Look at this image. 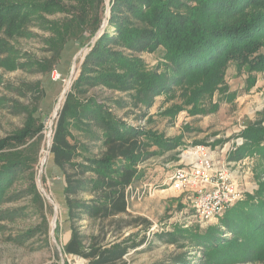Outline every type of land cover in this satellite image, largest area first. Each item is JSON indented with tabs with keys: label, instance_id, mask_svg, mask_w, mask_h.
Instances as JSON below:
<instances>
[{
	"label": "rangeland",
	"instance_id": "rangeland-1",
	"mask_svg": "<svg viewBox=\"0 0 264 264\" xmlns=\"http://www.w3.org/2000/svg\"><path fill=\"white\" fill-rule=\"evenodd\" d=\"M103 18L94 36L85 35L65 45L56 69L70 81L67 90V83L53 81L51 73L43 74L37 65L42 61L53 63L47 44L50 32L33 24L26 35L10 41L13 52L7 57L14 60L15 69L0 67V138L22 128L28 111L36 106L34 114L43 128L28 140L29 144L38 143L28 152V158L36 153L34 168L16 174L0 197V264H88L83 257L63 252L71 237V226L63 173L50 152L59 113L71 90H80V102L88 104L92 99V107L97 109L96 119L71 127L70 140L79 144V153L85 159L105 149L101 115L107 118L110 114L121 128L140 132L143 147L136 152L137 175L127 190L128 215L104 222L109 235L122 231L119 240L126 238L129 245H134L119 264H264V237L255 239L254 233H248L247 224L239 223L231 229L226 223L229 216L242 220L244 215L253 225L261 222L246 204L249 195L264 184V156L256 154L254 147L242 148L246 141L240 132L244 128L239 129L241 120L236 119L237 104L233 102L243 91L239 88L242 82L246 80L247 84L248 66L238 70L229 62L222 81L202 91V84L194 81L189 71L177 74L163 47L132 51L116 44L118 30L110 22V0H105ZM105 31L112 38L107 48L118 52L128 67L133 64L165 79L162 87L155 93L139 92V81L132 82L134 75L129 71L124 76L126 83L114 77L96 79L99 75L92 65L87 69L88 79L79 82L83 61ZM261 36L264 42V34ZM76 83L77 90L73 88ZM42 87L46 94L39 100ZM197 145L208 146L217 161H225L243 192L240 203L231 207L228 216L206 223L196 216L189 198L171 188L168 181ZM79 226L87 236L97 230L94 219L84 218Z\"/></svg>",
	"mask_w": 264,
	"mask_h": 264
},
{
	"label": "trees",
	"instance_id": "trees-1",
	"mask_svg": "<svg viewBox=\"0 0 264 264\" xmlns=\"http://www.w3.org/2000/svg\"><path fill=\"white\" fill-rule=\"evenodd\" d=\"M110 6V22L117 25L118 30L116 44L132 51H154L163 47L165 57L176 66L177 74L189 71L193 80L202 84V91H209L222 81L229 62L238 70L248 66V89L255 84L256 73L264 71L261 36L264 34V0H110ZM104 11L105 0H0V67L8 65L15 69L14 60L7 57L13 52L10 41L26 35L35 24L50 32L47 44L53 53V63L42 61L37 65L43 74L51 73L61 61L67 42L98 32ZM56 14L64 16L48 18ZM110 40V32L105 31L83 61L79 82L88 79L85 76L92 65L99 75L96 79L114 77L115 81L126 83L124 76L129 71L134 75L131 81H139V92L155 93L162 87L165 79L133 64L128 67L118 52L106 47ZM110 63L119 66L108 67ZM120 68L125 72H118ZM76 87H79L77 83L73 85L75 90ZM77 91L67 94L50 149L66 183L64 194L71 237L63 252L83 257L88 264H119L134 245H129L126 238L119 240L122 231L109 235L104 222L128 215L127 190L137 175L136 152L143 147L140 132L121 128L110 114L107 118L101 115L104 121L100 126L104 131L101 139L105 149L98 156L85 159L79 153V144L70 140L73 138L71 127L96 119L97 109L92 107V99L82 104L79 97L82 92ZM45 94L42 87L39 100ZM36 111L37 106L28 111L22 128L0 138V197L16 174L32 170L38 161L36 153L28 158L30 149L38 146L37 142L29 144L28 140L39 135L43 128V123L35 117ZM240 133L246 141L242 148L254 147L256 154L264 156V107ZM77 157H81L80 160ZM249 196L246 209L256 213L260 224L253 225L246 215L239 220L238 214L237 220L229 216L226 223L231 229L239 223L247 224L248 233H254L253 237L260 240L264 237V184ZM231 211L232 208L225 217ZM84 218L96 220L95 234L87 236L82 232L79 222ZM119 221L127 224L122 219Z\"/></svg>",
	"mask_w": 264,
	"mask_h": 264
},
{
	"label": "built area",
	"instance_id": "built-area-1",
	"mask_svg": "<svg viewBox=\"0 0 264 264\" xmlns=\"http://www.w3.org/2000/svg\"><path fill=\"white\" fill-rule=\"evenodd\" d=\"M51 76L53 81L70 83L57 69ZM188 157L185 165L169 176L171 188L189 198L201 222L223 218L243 196L232 170L226 163L219 164L206 145L195 146Z\"/></svg>",
	"mask_w": 264,
	"mask_h": 264
},
{
	"label": "crops",
	"instance_id": "crops-1",
	"mask_svg": "<svg viewBox=\"0 0 264 264\" xmlns=\"http://www.w3.org/2000/svg\"><path fill=\"white\" fill-rule=\"evenodd\" d=\"M256 76L257 79L255 84L249 89L247 88L246 80L242 82L239 88H241L243 91L241 93L238 92L237 97L233 101L235 104H237L236 119L241 120L239 129L245 128L248 123L254 121L258 113L262 111L264 107V71L256 73ZM218 162L219 164L225 163V161L220 159ZM63 180L64 184L66 185L64 177Z\"/></svg>",
	"mask_w": 264,
	"mask_h": 264
},
{
	"label": "bare ground",
	"instance_id": "bare-ground-1",
	"mask_svg": "<svg viewBox=\"0 0 264 264\" xmlns=\"http://www.w3.org/2000/svg\"><path fill=\"white\" fill-rule=\"evenodd\" d=\"M68 87H69V83L67 84V86H66L65 90H67V89H68ZM60 102H61V100H60Z\"/></svg>",
	"mask_w": 264,
	"mask_h": 264
}]
</instances>
